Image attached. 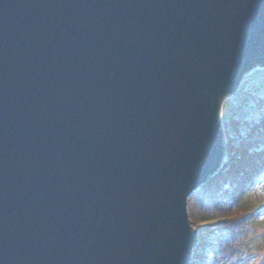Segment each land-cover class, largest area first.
Here are the masks:
<instances>
[{
    "label": "water",
    "instance_id": "water-1",
    "mask_svg": "<svg viewBox=\"0 0 264 264\" xmlns=\"http://www.w3.org/2000/svg\"><path fill=\"white\" fill-rule=\"evenodd\" d=\"M255 66L264 0H0V264H190Z\"/></svg>",
    "mask_w": 264,
    "mask_h": 264
},
{
    "label": "trees",
    "instance_id": "trees-1",
    "mask_svg": "<svg viewBox=\"0 0 264 264\" xmlns=\"http://www.w3.org/2000/svg\"><path fill=\"white\" fill-rule=\"evenodd\" d=\"M247 85L222 108L225 162L190 199L191 226L199 235L190 264H248L263 257L251 253V245L264 203L252 205L247 195L255 181L264 184V72Z\"/></svg>",
    "mask_w": 264,
    "mask_h": 264
},
{
    "label": "rangeland",
    "instance_id": "rangeland-1",
    "mask_svg": "<svg viewBox=\"0 0 264 264\" xmlns=\"http://www.w3.org/2000/svg\"><path fill=\"white\" fill-rule=\"evenodd\" d=\"M264 72V66H255L252 69H250L248 72H246L243 75V80L241 81V83L239 82L236 90L229 96H226V98L224 99L223 103H221L220 105V116H221V123L223 125L222 122V108L223 105H227L233 98L234 95L239 94L241 91H243V88L246 86H248L247 84L256 76V74H258V72ZM254 82V81H253ZM222 132H223V137L225 140V145H226V139H225V131L224 128L222 127ZM225 162V161H224ZM223 162V163H224ZM222 163V165H223ZM251 191L248 193L247 195V200L249 203H251L252 205L255 204H262L264 203V184H257V182L255 181L252 186H251ZM194 194V193H193ZM192 197V195L188 198L187 200V216H188V221H189V225L191 226V216L194 217V215H196L194 212L191 211V209L194 208L193 204V200H190ZM258 206L254 207L255 209H257ZM259 218V224L262 223V226L257 225L256 227V234L257 237H254V240L256 239L257 244L256 245H251V253H257L260 254L263 257H259L258 259V255L255 257H252L248 264H264L263 258H264V211L259 213L258 215ZM256 216V217H257ZM262 221V222H261ZM262 227V228H261ZM193 229V228H192ZM194 230V229H193ZM197 233V232H196ZM199 235L197 234V242L196 244L199 242L198 241ZM258 240V241H257ZM195 244V246H196ZM195 248V247H194ZM256 249V250H255ZM194 250V249H193ZM247 264V262H246Z\"/></svg>",
    "mask_w": 264,
    "mask_h": 264
},
{
    "label": "bare ground",
    "instance_id": "bare-ground-1",
    "mask_svg": "<svg viewBox=\"0 0 264 264\" xmlns=\"http://www.w3.org/2000/svg\"><path fill=\"white\" fill-rule=\"evenodd\" d=\"M243 80V77L240 79V83ZM224 99L222 100L223 103ZM221 110V109H220ZM220 124H221V128L223 127L222 123H221V116H220ZM223 145H224V149H225V140L223 141ZM225 158H226V153H225ZM204 185V184H203Z\"/></svg>",
    "mask_w": 264,
    "mask_h": 264
}]
</instances>
